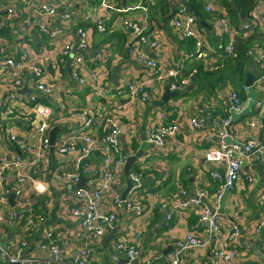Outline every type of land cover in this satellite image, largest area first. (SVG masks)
Instances as JSON below:
<instances>
[{
    "label": "crops",
    "instance_id": "crops-1",
    "mask_svg": "<svg viewBox=\"0 0 264 264\" xmlns=\"http://www.w3.org/2000/svg\"><path fill=\"white\" fill-rule=\"evenodd\" d=\"M50 1L57 3L59 0ZM146 1L125 0L123 3L132 7L135 5L146 7ZM155 1L147 11L135 8L124 13L133 18H138L142 14L140 24L145 27V34L155 42L153 46L141 43L140 50L147 52L161 64L172 62L181 69L182 73L198 65L204 68L197 77L188 78L186 85L179 90L184 92L181 96L168 97L166 101L163 97L167 85L154 79L152 71L128 52L129 45H139V37L132 31L117 29L116 21L121 12L107 8L98 0H75L70 20H64L60 15L53 17L37 15L35 23L48 24L51 30H59L57 34L49 37L41 33L38 26L31 29L25 27L23 17L28 12V8L24 2L0 0V16L9 14L5 10L6 6L13 7V12L9 14V24L0 30V59L4 55H12L11 53L20 55L21 49L27 47L30 51V60L46 68L45 74L39 79L50 83L57 81L62 83L61 91L53 97H45L48 100L44 99L53 107L52 120L55 126L61 128L77 126L80 120L76 115H72L76 110L94 113L105 107L109 108L112 104L116 108L120 103L124 108H118L117 115L122 125L125 149L130 153L143 149L146 151L141 160L135 163L137 166L141 165L138 164L139 162L145 164L142 165L145 183L141 192V203L145 214L138 217L132 212L123 211L117 223V225L122 224L123 228L109 242L115 257L124 261L128 258L126 251L116 249L115 243L131 242L137 231L142 233L139 258L125 264H148V262L170 264L174 253V242L177 239L185 238L189 233L199 235L205 233L208 224L201 222L202 208L190 211L182 204L185 200L195 199L197 192L204 189L207 194L202 200L203 205L211 206L218 190L224 184L222 178L214 179L211 173L214 171L224 177L225 164L206 160L207 150L219 148L224 143L242 142L251 137L259 139L264 146V118L256 107L257 101H264V70L255 55H247L245 77L242 78L240 74L234 72L236 62L230 58L231 53L227 51V46L230 44L234 48L239 46L238 40L243 36V38L251 37L249 47L257 45L264 49V31L250 16L244 15L240 20H234L228 3L235 6V0H202V17L197 16V19L205 46L201 55L197 54L194 59H186V54L195 53L194 40L183 39L180 36L173 26V18L186 8L185 3L189 0H181V5L176 4L175 16L166 22L164 18L171 12V6L168 14L164 16L161 7L156 5L158 0ZM121 4L122 2L117 7L120 8ZM207 5L211 6L210 11L206 9ZM187 12L192 13L189 10ZM98 15L104 16L108 27L107 33L101 36L96 33L93 23ZM224 16L230 19L231 32H224L221 28V20ZM245 24L253 25L251 34L240 29ZM77 27L90 29L91 35V47L82 52L81 60H78L74 52L66 56L61 53L64 43L78 39ZM1 46L5 47L4 53L1 52ZM100 47H104L110 54L109 73L103 77L107 89L117 94L113 96L112 102L98 98L90 87L80 85L72 78V70L75 66L79 68L81 75H88L97 65L94 55L95 49ZM248 75L253 77L250 79ZM25 80L28 86L26 87L33 91L37 80L34 74L28 72ZM140 80L147 81L149 97L145 102L136 99L126 103L127 97L119 95L118 92L128 84ZM247 80H253V85L248 86ZM205 82L213 87L211 94L202 92L198 95H190ZM233 90L238 92L245 103V108L240 114L234 113L232 109L230 95ZM34 92H36L35 88ZM30 93H21L20 88L7 82H0V133L8 150L20 152L10 140L12 133L25 135L33 142L38 141L40 134L33 120L31 107H27L28 114L23 117L8 116L5 113L8 107L17 108L27 102ZM61 98L68 102L66 107H62ZM163 112L168 113L167 121H178L182 124V133L169 137L163 147L144 143L146 128L158 121ZM195 116L205 117L202 129L194 130L191 127L190 119ZM229 118L235 119V122L230 127L232 135L227 137L223 122ZM253 122L256 124L255 128L251 127ZM223 131L226 133L225 138L221 134ZM135 144H137L136 148ZM150 155L152 157L148 158ZM50 158L51 163L43 170L41 177L51 193L45 196L33 194L30 201L34 203L40 220L52 216L53 224L50 228L54 231L55 239L65 249L66 255H71L86 244L85 239L76 238L80 220L73 218L69 212L66 205L68 190L65 181L61 178L60 169L70 170L72 158L58 157L54 154ZM248 174L254 176L253 181L246 179ZM125 179L128 184L126 176ZM183 191H187L188 194L183 195ZM3 210L6 222L1 228V239L5 242L13 223L10 220L11 209L4 207ZM263 212L264 148L254 163L244 165L237 188L234 191H225L221 199V218L227 223L236 222L241 228V234L234 244L239 255L230 264H264V228L259 233L254 231L255 223L262 217ZM168 214H171V219H167ZM38 228L31 229L24 235L29 241L26 250L28 257L45 255L40 248L43 235L40 236ZM19 229L17 226L12 238L18 234ZM101 240L92 238L89 241L92 256L104 264H119L111 252L104 248ZM215 244L224 245L225 238L214 237L212 246ZM0 264H4L1 259ZM182 264H215L211 248L208 246L189 249L182 257Z\"/></svg>",
    "mask_w": 264,
    "mask_h": 264
},
{
    "label": "built area",
    "instance_id": "built-area-1",
    "mask_svg": "<svg viewBox=\"0 0 264 264\" xmlns=\"http://www.w3.org/2000/svg\"><path fill=\"white\" fill-rule=\"evenodd\" d=\"M28 8V12L23 17L25 27L33 28L38 26L41 33L47 36L57 34L59 30H51L48 24L35 23L37 15L56 16L60 15L64 20H70L75 0H59L53 3L50 0H20ZM98 2L113 11H119L122 14L116 21L117 29L132 31L139 37V45H129L128 52L137 57L151 71L152 76L161 84H166L172 91H179L186 85L188 78L183 77L181 69L173 65L172 62L163 64L147 52L140 50L142 44L155 45L150 37L145 34V27L141 26L140 21L142 14L138 18L124 15L130 10L140 8L145 11L155 4V0H147V6L135 5L127 6L123 0H98ZM122 2L121 7L118 4ZM206 9L211 10L207 5ZM5 10L9 14L13 12L12 6H6ZM9 14L0 16V30L6 28L9 24ZM145 14V13H144ZM146 15V14H145ZM175 16V15H174ZM250 18L255 21L256 25L264 31V0H257ZM197 16L187 12V8L182 9L181 13L176 14L173 18V26L183 39L194 40L195 53L186 54V59H194L197 54L201 55L205 46V40L200 33ZM96 33L101 36L108 31L104 16L98 15L94 18ZM252 24H245L240 27L249 34L252 33ZM221 28L224 32H231L229 17L224 16L221 20ZM90 29L86 27L76 28V41H67L64 43L61 53L66 56L74 52L78 60H81L82 52L91 47ZM5 47L1 46V52L4 53ZM227 51L233 53L234 46H227ZM29 49L23 47L20 55H4L0 59V82H7L13 86L23 89L26 87L25 79L28 72H32L35 80L34 88L31 90L28 101L22 103L19 107H8L6 115L23 117L28 114L27 107H31L33 120L36 122L39 131L38 141H31L25 135L12 133L10 140L15 143L18 151L8 150L2 141L0 133V259L4 264H104L96 260L89 248V241L92 238L102 239L110 230L117 226L119 215L123 211L132 212L138 217L145 214L141 198L142 189L145 183L144 162L132 166L129 178L132 182L127 195L124 192L128 188L125 179V164L130 154L125 149L123 143V131L118 120L117 109L124 108L120 103L115 108L113 104L108 108L98 112L90 113L87 110H76L72 115L79 118L77 126L61 128L55 126L53 118V107L47 103L45 97H53L61 91L62 83H50L40 80L45 72V66L34 63L30 60ZM247 55L256 56L260 67L264 70V49L255 45L248 48ZM94 60L96 66L90 70L88 75H81L79 68L75 66L72 70V78L80 85L88 86L96 96L106 102H112L113 96L107 89L105 78L109 73L108 63L110 54L104 47L95 49ZM147 81L140 80L128 84L124 89L118 92L124 95L126 103L140 99L143 102L149 97L147 90ZM28 87V86H27ZM44 97V98H42ZM45 99V100H44ZM233 112L240 114L245 103L240 98L238 92L232 91L230 95ZM62 107H66L68 102L63 98L60 99ZM125 105V103H123ZM256 107L260 111L261 117L264 118V101L256 102ZM16 119V118H13ZM168 113L163 112L158 121L148 126L145 130L143 142L163 147L169 137L182 133V124L178 121H167ZM232 118L224 121L228 126L232 123ZM191 127L194 130L202 129L205 124L204 116H195L190 119ZM59 127L55 136L54 144L51 143L50 133L53 128ZM251 127L255 128L253 122ZM225 128V127H224ZM222 136L226 137L225 131ZM227 132V137H228ZM264 146L256 137H251L242 142H232L223 144L216 149H209L205 152L206 160L223 162L225 164V175L221 177L217 172L212 171L214 179H223L224 184L216 194V198L211 206L203 205V198L206 191L200 189L195 199H188L183 202L187 210L202 208L201 222H206L208 227L204 234L189 233L185 238L177 239L174 242V253L170 264H182V257L185 252L192 248L210 247L211 255L215 264H230L231 261L238 257L239 252L234 247L237 238L241 234V228L236 222H225L221 215V199L225 191H234L242 178V172L246 163H254ZM58 157L70 156L72 158V168L65 170L62 168L61 178L67 186L66 205L69 208L71 216L80 220V228L76 231V238L85 239V246L80 250L66 255L65 249L55 239L54 231L51 225L43 229V241L40 248L45 255L40 257L26 256V250L29 247L28 237L24 236L31 229L38 230L49 220V218L39 219L34 203H31L30 197L45 196L51 193L41 175L43 170L51 163V155ZM141 160V159H140ZM246 179L254 180L252 174H248ZM84 180V185H80ZM183 191V195H187ZM15 196V203H10V196ZM11 209L10 220L14 224L17 222L18 234L8 242L7 246L1 239V228L6 222V215L3 208ZM171 219V214L167 215ZM40 223V225H39ZM12 224V225H13ZM11 225V226H12ZM264 228V212L262 217L256 221L254 231L261 232ZM68 234V232H66ZM16 234V232H15ZM16 236V237H15ZM41 236V235H40ZM142 233L137 231L131 242H116L115 248L125 250L130 262L136 261L141 253ZM214 237H224V245H213ZM8 239V238H7ZM150 262H148L149 264ZM263 264V263H255Z\"/></svg>",
    "mask_w": 264,
    "mask_h": 264
},
{
    "label": "trees",
    "instance_id": "trees-1",
    "mask_svg": "<svg viewBox=\"0 0 264 264\" xmlns=\"http://www.w3.org/2000/svg\"><path fill=\"white\" fill-rule=\"evenodd\" d=\"M256 1L257 0H235V6H232L231 4L228 3V7H230V12L234 20L235 21L240 20L242 18L241 17L242 13H244V15L246 16H250L251 11L253 10L256 4ZM156 5L161 7V12L163 13L164 16L168 14L170 7V0H158ZM185 6L187 10H189L196 16L202 17L201 16V8L203 6L202 0H189L185 3ZM243 37H240L241 39L238 40V43L240 41L239 46H236V48H234L233 53L230 54V58L235 60L236 62V66L234 67V72L240 74L242 78L245 77V63L247 61L246 52L249 48V43L251 39V37L248 38H243ZM203 71H204L203 66L198 65L191 69L185 70V72L183 73V77L186 78L197 77ZM37 221H39L38 217H37Z\"/></svg>",
    "mask_w": 264,
    "mask_h": 264
},
{
    "label": "water",
    "instance_id": "water-1",
    "mask_svg": "<svg viewBox=\"0 0 264 264\" xmlns=\"http://www.w3.org/2000/svg\"><path fill=\"white\" fill-rule=\"evenodd\" d=\"M176 4L177 5H181L182 1L181 0H170L171 12L164 18V22H166L169 18H171V17H173L175 15V13H176L175 5ZM241 15L244 16V13H242ZM248 77L251 79L253 76L248 75ZM247 84H248V86H252L253 85V80H247ZM20 92L24 93V94H27V93L29 94L31 91L27 87H24L23 89L20 90ZM183 93H184L183 91H172V90H170L169 86H167L163 99H164V101H166L168 97H176V96L178 97V96H181ZM234 122H235V119L228 126L224 125V122H223V125L226 128V130L228 132V135H232V132L230 131V127L234 124ZM121 128H122V125H121ZM58 131H59V127H55V128L52 129V131L50 133V139H51V143L52 144H54L55 136H56ZM145 152L146 151L143 149L142 151H137L135 154H130L128 156V158H127V161H126V164H125V168H124V172H125V176L127 177L128 188L123 194L124 197L127 195L128 190L130 189V187L132 185V182H131V180L129 178L130 170H131L132 166L138 160H140L141 157L144 156ZM80 185H82V186L84 185V180L81 182ZM14 198H15L14 195H12L10 197V202H11L12 205L14 204ZM52 224H53V222H52V216H51L49 218V220L39 229L40 235L42 234L43 229L46 226H49V225H52ZM16 227H17V222H15L11 226V232L9 233L7 241L3 244L4 246H7L8 242L11 240ZM122 228H123V225L122 224H118L115 228L110 230L101 240V243L103 244L104 248H107L111 252L113 257H115V253H114L113 249L110 247L109 242L113 239L115 234L119 230H121ZM116 260L118 261L119 264H125V263H129L130 262V260L128 258L125 259L124 261H120L117 258H116ZM10 264H18V263H10Z\"/></svg>",
    "mask_w": 264,
    "mask_h": 264
},
{
    "label": "rangeland",
    "instance_id": "rangeland-1",
    "mask_svg": "<svg viewBox=\"0 0 264 264\" xmlns=\"http://www.w3.org/2000/svg\"><path fill=\"white\" fill-rule=\"evenodd\" d=\"M215 89H216V86H215ZM212 90H214L213 89V87L210 85V83H206L205 82V84L204 85H200L199 86V88H198V90L197 91H195V92H192V93H190V95H192V94H196V95H198V94H201L202 92H206V93H209V94H211V91ZM196 95H194V96H196ZM137 147V144H135V148ZM150 157H152L151 155L148 157V158H150Z\"/></svg>",
    "mask_w": 264,
    "mask_h": 264
}]
</instances>
